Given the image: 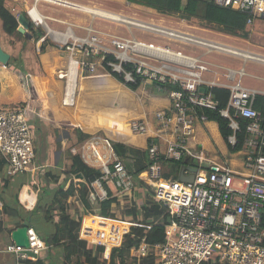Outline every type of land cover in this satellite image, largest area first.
I'll use <instances>...</instances> for the list:
<instances>
[{
    "label": "built area",
    "instance_id": "obj_1",
    "mask_svg": "<svg viewBox=\"0 0 264 264\" xmlns=\"http://www.w3.org/2000/svg\"><path fill=\"white\" fill-rule=\"evenodd\" d=\"M27 13L37 27L46 32L36 43L37 53L44 55L41 45L47 40L60 52L66 53L67 66L76 63V74L96 72L99 65L108 73L122 78L123 84H155L166 91L171 107L156 113L158 130L172 136L165 150L155 141H149L147 153L153 160L140 179L154 189L157 200L168 209L171 222L165 227L166 239L153 247L157 264H264V128L262 115L254 103L259 91L243 85L248 61L264 63V56L242 52L217 40L174 29L154 21H141L94 6L70 3L66 0H34ZM218 6L247 16L249 25L264 18V0H213ZM71 7L91 16L89 24L63 21L43 13L38 4ZM74 4H78L74 6ZM83 6L91 7L85 13ZM38 11V16L32 11ZM105 21L118 27L133 28L155 36L158 40L145 41L132 36L95 27V21ZM48 21L68 25L64 32L54 30ZM75 28L84 32L78 35ZM54 37L52 39L51 37ZM186 46L203 50L187 52ZM81 54V60L76 58ZM227 53L245 63L240 70L224 68L211 61L213 53ZM96 59V62H93ZM218 69L225 72L220 78ZM215 74V75H214ZM214 75V79H208ZM60 76V75H59ZM229 91L226 107L219 108L213 89ZM206 111L216 112L227 121L230 134L227 142L235 148L239 135L245 132L242 151V170L227 163H209L202 154H192L189 146L196 125L208 123ZM30 117L24 112L0 111V154L6 161L7 174L15 176L29 173L34 183L37 175L45 171L36 153ZM246 124L243 128L242 121ZM132 132L149 135L150 124L145 119H132ZM159 136V134H158ZM154 138L153 136H150ZM114 142L100 134H92L80 147L69 146L72 153H81L84 162L99 168L100 178L91 187L92 198L106 200L130 192L135 187L134 176L129 173L115 151ZM67 141H64V146ZM185 159L187 166L197 161V172L191 181L166 180L160 157ZM183 170L186 175L189 168ZM109 182L114 189L109 187ZM110 189V190H109ZM29 206L30 203H27ZM127 223L124 227L120 224ZM132 223L86 214L82 217L80 239L91 245L104 246V259L119 247ZM150 228V227H149ZM119 235V236H118ZM29 247L14 241L7 252L15 256L16 264L37 261L46 243L34 228L29 227ZM109 237V243L105 238ZM150 253L142 242L130 250V257L141 259Z\"/></svg>",
    "mask_w": 264,
    "mask_h": 264
},
{
    "label": "trees",
    "instance_id": "obj_2",
    "mask_svg": "<svg viewBox=\"0 0 264 264\" xmlns=\"http://www.w3.org/2000/svg\"><path fill=\"white\" fill-rule=\"evenodd\" d=\"M131 4L143 6L149 10L155 11L157 14L166 17H181L187 21L200 23L212 28H218L227 34L234 36H249V27L247 16L237 11L218 6L213 0H123ZM264 21V18H260ZM0 21L3 30L6 34L17 36L22 40L23 48L28 47L31 39L22 33L18 32V19L15 15L5 7L4 0H0ZM29 31L33 35V39L37 42L44 36L41 29H35L30 23ZM57 48L50 41H45L41 45L43 52L47 47ZM95 60V58H92ZM98 59V58H96ZM65 66V65H64ZM63 66V67H64ZM66 67V66H65ZM116 77V76H115ZM120 82L122 78L116 77ZM75 110L78 117L88 118V111L92 109L93 103L84 100L80 90H83L81 85L85 80L79 78ZM142 83L128 85L132 90L137 88ZM113 97H116V102H127L130 105L117 104L116 106L102 105L104 108L113 112L106 116L97 115L94 117L96 122H101L100 128L111 137L119 138L121 134L132 132L130 123L120 120L124 112H129L133 97L128 99L122 96L121 90L112 91ZM213 94L219 102V108L226 107L229 99V91L223 88L213 89ZM24 98L17 97L12 101H2L1 108L4 110H18L25 107ZM119 102V103H120ZM126 105V107H125ZM255 109L260 111L262 115V126L264 128V95L258 94L254 103ZM85 111V112H84ZM80 113V114H79ZM82 113V114H81ZM206 115L210 121H215L219 125V129L223 139L227 142V136L230 134L227 121H225L216 112L206 111ZM83 119V120H84ZM246 121H242L243 128ZM32 127V121L30 120ZM102 125V126H101ZM57 128L53 136L57 141H62V136L65 137L70 145L80 148L88 139L82 130ZM73 133V134H72ZM245 132L239 135L240 143L235 148H229L232 152H239L243 147ZM115 151L123 161L127 171L134 176L135 187L128 193L118 196H111L106 200L93 199V189L91 184L101 176L99 168L92 167L84 162L81 153H72L70 149L65 156V169L62 174L55 173L51 169H47L40 173L37 180L38 184L31 180L29 173H21L15 176L1 177L6 166L5 159L0 155V180L4 182L3 192L8 189H13L11 193L13 201L16 205L7 202L0 195V232L8 230L5 223H13V229L9 232L23 226L24 221L30 222V227L34 228L39 237L46 243L47 249L57 248L61 250L63 256V264H157L156 257L152 254L153 247L156 244L163 243L166 239L165 227L171 222V217L168 209L164 207L162 202L156 199L154 189L140 179L141 174L149 168L153 160L148 155L147 151H140L128 147L122 142H114ZM40 148L36 147L38 155ZM60 150L59 153H61ZM63 155L60 154L59 161ZM163 165V176L166 180H176L180 177V173L186 168L185 159L176 160L173 158L160 157ZM29 176V178L27 177ZM30 185L38 189L37 201L34 206L26 210L25 205L19 202V193L24 185ZM144 190L145 199L140 203L139 197ZM110 190V189H109ZM31 205V204H30ZM29 205V206H30ZM37 212V213H36ZM86 214L96 215L113 220L132 223L127 234L123 236L122 243L119 247H115L111 251L109 260L104 259V246L91 245L87 241L80 239L79 233L81 229L82 217ZM47 224L43 230L38 227L37 220ZM120 224V223H119ZM127 227V223L120 224ZM150 227V228H149ZM119 236V235H118ZM109 243V237L105 238ZM142 242H145L150 253L142 257L140 260L130 257V250L139 247ZM46 249V250H47ZM45 250V251H46ZM23 264H46L41 257L37 261L27 260Z\"/></svg>",
    "mask_w": 264,
    "mask_h": 264
},
{
    "label": "crops",
    "instance_id": "obj_3",
    "mask_svg": "<svg viewBox=\"0 0 264 264\" xmlns=\"http://www.w3.org/2000/svg\"><path fill=\"white\" fill-rule=\"evenodd\" d=\"M6 1L8 4H12L13 6H15L16 4L15 1L12 0ZM68 1H72L74 3L77 2L76 0ZM77 3H80V1ZM42 5L43 9H41V11L43 13H47L48 15L56 18L62 17L64 18V20L62 19L63 21L81 20L80 22L85 21V24L90 23L89 19L85 18L84 13H81L80 11L60 7L62 9L58 10L59 12H63V10H70L74 13L64 12L58 15H51L45 8V6L47 5H44L43 3ZM17 7H23L22 3H19ZM69 14H71L72 17ZM0 25L2 26L1 21ZM49 25L51 26V24ZM106 25H104V27ZM61 26L62 25H60V28H62ZM109 28H105L104 30L116 33L121 31L116 26H112ZM7 36L9 38V41H7L6 45L7 48L0 43L3 50L10 54L11 57L7 65L0 63V108L2 101H12L17 97L24 98V102L26 103L24 108L27 111L28 117H30L32 121L35 146L39 149V142L45 141L42 150L38 153L39 162L45 166V170H49L52 166L56 168L57 163L59 162L58 158L61 153L58 152H60L61 149H56V147H52L50 149L51 145L54 144L55 141H57V139L53 136L57 128L60 129L59 133H61L63 129H79L82 130L87 136H90L92 134H100L108 137L110 140H112V142H122L128 147L140 151L147 150V145L149 141L157 142L161 146V148L165 150L167 143L174 139L170 135H163L158 130L159 126L156 122V113L160 110H167L171 107V101L168 97L167 92L163 91L160 86L156 85L157 89L147 90L146 93L139 94L136 90L134 91L129 88L128 85H125L120 82L115 77V75L109 74L107 69H104L102 67L103 70L98 71V65L96 68V72L92 74L86 71L82 74H78L81 79L85 80V83H82L81 85L83 90H80V94L83 95L84 100L88 101L89 103H93L92 109L88 111L89 116H86L88 118H79L75 110V106H65L62 103L65 82L64 80L58 79L57 73L61 69H65L67 67V61L66 57L63 56V54L60 52V49L48 46L46 49V53L42 55L37 53L36 47H33L32 49H30L29 47L23 48L22 40H20L17 36H11L8 34ZM212 57L213 56H208L209 59H211ZM213 59L216 58L213 57ZM93 62L97 63L96 58ZM253 62L256 66L255 70L253 71L254 73L252 72V74L250 75L252 78L257 80L252 87L258 90L259 94L264 95V63L258 61ZM224 72V70L218 69V73L220 75L219 77H222L223 80H225L223 77ZM109 75L113 76L117 82L113 84L110 83L108 80ZM214 75H210L208 79H214ZM80 77H78V80ZM78 80L77 90L79 84ZM117 89L121 90V92L123 93L122 96H126L128 99H130V97H133L134 99L130 111L124 112L120 120H123L124 123H129L132 119L147 120L151 128V133L149 135H138L128 131L127 133L121 134L119 138H115L108 135L105 129L100 128V126H98L101 122H96L94 120L95 116L101 114L106 116V114L108 113L110 115L113 113L109 109L104 108L102 106L103 104L107 105L108 107L109 105L116 106L117 104H121V106H123L124 104H126L127 106L130 105L126 101H119L120 103L116 102L117 98L112 96V91H115ZM38 102H42L44 103V105H49L50 107L59 105L60 109L56 113L52 108H49V118L40 116L31 117L32 112L38 110ZM25 109H22L21 111H24L26 113ZM195 133L197 135L193 136V138L190 137L191 139H188V141H190L189 146L191 147V152H196L195 154L204 155L207 160V165L209 163H227L232 165V167H234L235 169H243L242 160L244 157V153L242 149L239 152L232 153L229 148L228 142H226L221 135L217 122L209 121L208 123L200 124L195 128L193 134ZM150 136H153L154 138H151ZM64 141L68 142V140L62 136L63 144ZM43 150L45 152L41 154ZM198 151L201 153H199ZM227 151L231 153L230 156L227 155ZM43 155L46 156V159H48V161L41 158ZM50 157L52 158V163L50 162ZM189 167L196 166L193 163H190V166H187V168ZM5 176H7L6 167L4 168L1 177ZM3 184L4 182L0 180V195H2L7 202L12 203V205H16L13 201V196H11V193L14 192L13 189H10V193L8 189H6L7 194H4V190L2 188ZM139 190L142 191L143 189L140 188ZM36 201L37 196L36 192H34L33 190V187L28 184L24 185L19 193L20 204L23 206L27 203H30V207H32L33 203ZM26 210L28 209L26 208ZM5 227H7L8 230H5V232H0V234H6L10 241L8 244H10L13 242L12 232L14 230L12 232H9V229H13V223H5ZM7 254L9 253H7L6 249L0 247V264H16L15 258L14 260H11L7 256ZM41 257L44 259V262L46 264H63V256L61 254V250L57 248H48L46 251H43Z\"/></svg>",
    "mask_w": 264,
    "mask_h": 264
},
{
    "label": "rangeland",
    "instance_id": "obj_4",
    "mask_svg": "<svg viewBox=\"0 0 264 264\" xmlns=\"http://www.w3.org/2000/svg\"><path fill=\"white\" fill-rule=\"evenodd\" d=\"M12 1H15V3H16L15 6H13L12 4H8L6 0H4V5H5V7L7 9H9L15 15V17L18 19V23H19L20 15L23 14L26 17V19L28 20L29 24L30 23L33 24L35 29H41L44 32V34H45L46 31L43 28H41V27L35 26V24L33 23L32 19L30 18V16L27 13V9L32 7L34 5L35 1L34 0H12ZM76 1L77 2L80 1L79 4H82V5L94 6L96 8L105 9V10H108L110 12H115V13H118V14H122L125 17H131V18H135V19H138V20H141V21H151V22L154 21L155 23H159V24H162V25L174 28V29H181V30H184V31H190L191 33H195L197 35L205 36V37L217 40L219 42H222L224 44L230 45V46H232V47H234L236 49H239L242 52H247V53H252L254 55L257 54V55L264 56V21L263 20H257L254 25L249 27V31H250L249 32V36L247 38H244L242 36L240 37V36H234V35H231V34H227V33H225L224 31H222V30H220L218 28H212V27L200 24V23L187 21L185 19H182L181 17H177V16H175V17L174 16L173 17L161 16V15L157 14L155 11L149 10V9L143 7V6H139V5H136V4H131V3L127 2V1H123V0H76ZM18 2L22 3L23 7L18 8L17 7V5L19 4ZM38 8H39V10L43 9L42 3L38 4ZM45 8L48 11V13L51 14V15H58V14H62L64 12L74 13V12H72L70 10H63V12H59L58 10H60L62 8H60L59 6H54V5H47V6H45ZM81 13H83V12H81ZM69 15L72 17L71 14H69ZM84 15H85L84 16L85 18H87V19H89V21H91V16H89L87 14H84ZM58 18L64 20V18H62V17H58ZM80 21L81 20H78V21H76V20H68L69 23L70 22L78 23ZM48 22H49V24H51V26H52V28L54 30H57L59 32L60 31L64 32L68 28L67 24L64 25L62 23H57V21H54V22L48 21ZM83 23L85 25V21L84 22H80L78 24H83ZM103 24L104 25L107 24L109 26L106 25L104 27ZM19 25H20V23H19ZM60 25H62L61 26L62 28H60ZM94 26L104 30L105 28H109V27L116 26V25L111 24L109 22H105V21L100 22L98 20V21H95ZM116 27L121 30V31L117 32L120 35L132 36V34H133L139 40L154 41V42L156 40H158L155 36L150 35V34L144 32L143 30H140V29L133 28L132 34H131L130 31L127 28H125V27H118V26H116ZM75 30H76V33L78 35L79 34L83 35V31H81L80 28H75ZM51 38L54 39L53 36ZM7 41H9V38H8L7 34L3 31L2 26L0 25V43L4 47L7 48V46H6L7 45ZM36 43L37 42L33 39V35H32V39H31V42L28 43V47L30 49H32L33 47H36ZM185 48H186L187 52H191V53H194L197 50L199 51V53L203 52L202 49L197 48V47L186 46ZM64 54H66V53H63V55ZM211 56L215 57L216 59H213V57H212L210 60L215 61L216 63L220 64L224 68H230V69H233V70H236V71L240 70L244 66V63H245L241 58L233 56V55H230V54H227V53H222V52L213 53ZM76 58L81 60V54L79 52L77 53ZM255 66L256 65L254 64L253 61H248L246 63V66H245V68L247 70V73L248 74H252V72L255 70ZM100 70H103V68L99 66L98 67V71H100ZM108 78H109L108 79L109 82L112 83V84L117 82L115 80V78L113 76H111V75H109ZM256 80L257 79H254L251 76H245V77H243L242 83H243V85H245L247 87L254 88L252 86L256 82ZM153 89H157V86L155 84H153V85L141 84L137 88L136 91L139 94H144V93L147 92V90H153ZM38 105H39L38 110L33 111L32 114H31V117L40 116V117H48L49 118V116H48V113H49L48 109L49 108H52L56 113L60 109L59 105L50 107L49 105H44V103H42V102L41 103L38 102ZM197 126L198 125H196V127ZM195 135H197V134L195 133V134L191 135V138H193V136H195ZM36 142H37V138H36ZM69 143L70 142H67V145L64 146L62 141L61 142L60 141H55V143L52 144L51 147H50V149L52 147H56V149H61L62 150L61 154L63 155L62 159L57 163V167L55 168V167L52 166L50 168L55 173L62 174V172H64L65 169H67L65 167V161H66L65 160V156L68 153L67 151L69 150L70 144H72V143H70V144ZM44 144H45V141H42V142L40 141L39 142L38 146H40V150H42V147L44 146ZM44 152L45 151L43 150V152H41V154H43ZM195 153H192V154H195ZM199 153H201V152H199ZM232 153H236V152H232ZM227 155L230 156L231 153L227 151ZM41 158H43L44 160L48 161V159H46L45 155H43ZM49 159H50V162L52 163L53 162L52 158L50 157ZM192 163L195 166L199 167V164H198L197 161H194ZM38 176L39 175H37L35 177L36 180H37ZM27 177L29 178V176H27ZM31 180L33 181V177H31ZM109 187L112 190L114 189L113 184L111 182H109ZM33 190H34V192H36V196H37L38 193H39L38 189L33 188ZM141 193L142 194L139 197V199H140V203H143L144 199H145L144 190H142ZM32 195H33V193H32ZM34 204H35V202L33 203L32 207L34 206ZM30 206L25 204V207L27 209H30L31 208ZM36 222H37L38 227L41 228V230H43V231H44V229L46 227H48L47 224H45V222L44 223L42 222V220L39 221V219H38ZM9 242L10 241H9L8 236L6 234H4V233L0 234V247L1 248H5L6 251H7V247L9 245L8 244ZM4 243H6V244H4ZM7 256L11 260L12 259L14 260V258H15V256L13 254H10V253L7 254Z\"/></svg>",
    "mask_w": 264,
    "mask_h": 264
},
{
    "label": "water",
    "instance_id": "obj_5",
    "mask_svg": "<svg viewBox=\"0 0 264 264\" xmlns=\"http://www.w3.org/2000/svg\"><path fill=\"white\" fill-rule=\"evenodd\" d=\"M19 23L20 26L18 28V31L22 33L23 35L29 37L32 39V34L29 32L30 24L26 17L22 14L19 17ZM10 54L5 52L3 48L0 45V63L7 65L8 62L10 61ZM186 161V160H185ZM187 162V161H186ZM207 166V164H205ZM190 173L186 175L184 171L180 173L179 179L182 181H191L194 178V174L197 172L196 167H189ZM94 198V197H93ZM30 227V222L29 221H24L23 226L15 229L12 232V240L19 246L22 247H29V236H28V229Z\"/></svg>",
    "mask_w": 264,
    "mask_h": 264
},
{
    "label": "bare ground",
    "instance_id": "obj_6",
    "mask_svg": "<svg viewBox=\"0 0 264 264\" xmlns=\"http://www.w3.org/2000/svg\"><path fill=\"white\" fill-rule=\"evenodd\" d=\"M66 1H68V0H66ZM68 2L74 3L72 1H68ZM75 5H77V7H79L78 4H74V6ZM65 8L73 9L71 7H65ZM82 8H83V10H85V13H87V12L90 11V8L91 7L83 6ZM32 15L33 16H35V15L38 16V11L33 10L32 11ZM76 71H77V65H76V63L71 62L69 66H67L65 69H61L57 73L58 74V77H59L58 79L64 80V82H65V87H64L63 97H62V103L65 106H73V105H75V102H76V96H77V80H78V77H80V76H78L76 74ZM22 109H25V108H21V109H18V110H4V109H1L0 108V111H4V112H9V111L19 112ZM25 111H26V109H25ZM26 114H27V111H26Z\"/></svg>",
    "mask_w": 264,
    "mask_h": 264
}]
</instances>
